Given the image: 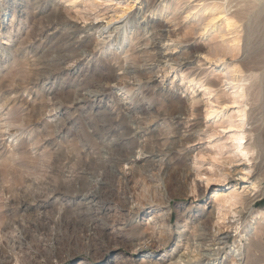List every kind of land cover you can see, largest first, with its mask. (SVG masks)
I'll return each instance as SVG.
<instances>
[{"label":"rangeland","instance_id":"374dc122","mask_svg":"<svg viewBox=\"0 0 264 264\" xmlns=\"http://www.w3.org/2000/svg\"><path fill=\"white\" fill-rule=\"evenodd\" d=\"M92 1H96L98 5L91 9L86 7L82 8L83 3L81 1L77 3L78 8L69 9L68 3L65 4L63 0H57V2L56 0H0V242H2L0 244V254L4 251L12 255V264L16 258H20L19 264H36L33 263L36 256H39L37 258L40 260L39 264H176L173 263V261L177 258L178 254L185 249L187 244H191L192 240L190 238H192L196 227L199 226V224H207V226L213 225V222L215 224L216 214H212L211 211L216 209V201L212 202L209 199L213 193L212 188H224L237 182L241 183V180L238 179L239 177L233 175L237 173V170L240 168V166L235 165L237 162L229 165V170H232V174L229 176L230 179L228 177V180L226 179L224 182L212 183L211 187L208 188L205 186H203V188L199 187L201 181L199 182L198 180L200 179L194 176L193 180V175L190 173L188 180L189 182L193 181L190 183V186L195 184V187L191 186L194 188L193 192L186 191L181 187L169 186L165 182L166 176V178L163 177L162 179L164 180L162 184H165L163 186L165 191L156 188L157 190L155 191L157 193L154 191L155 188L150 186L151 188L148 189V191L147 187H145L149 185L146 173L141 172L140 174V172H137L140 174L137 175L136 172H133L130 176L128 175L127 178L113 174L110 175V177L107 176L108 180L111 179L109 184L111 183L112 185V188H110L108 192H110V196L114 194V198H112V196L111 198L123 203L125 198H122V196H125V194L127 195L128 192L129 194L132 192L131 194L136 199L138 197V200L140 199V211L142 214L135 217L133 222L129 225L120 224L118 226L120 230H112L113 227L115 228L117 226L113 224L109 225L108 229L104 230V234L99 232L101 235L97 236L99 234H95L93 235L94 238L91 235V241L88 239L89 231H87L86 227L75 221V207L73 205L64 206L60 202L55 201L56 195L48 202L52 196V194H49L50 191L47 189L48 187H51L53 184L63 187L62 185H66L68 182L66 179H70L73 173L79 175V172L83 168L89 166L90 161L97 167H101L100 172L103 175L104 170L102 168L104 166L100 163V160L97 159V161H95L96 159L94 158L97 153L108 151L114 156H119L123 155L128 150L135 151L137 149L135 142L130 143V141H128V143H125L126 140L132 139L129 134V128L135 114L127 112L121 104L118 103L119 94L115 87L105 90L102 97L98 100H92L84 104H75L74 100L83 93L82 90L85 86L90 85L91 82L99 79V77H106L112 73L121 74L122 70H119V68L122 66V61L125 58L124 56H129L131 54L127 63L132 62L138 64L140 59L137 55L132 54L133 50L131 46L138 45L139 36L134 38L131 42V46L127 42L124 44L125 48L129 50L127 53H120L123 48L120 50L121 46L118 45V42L124 41L127 36L122 30L118 31L116 34H113L111 38L107 39V44L104 49H101L93 58L80 60V64L71 72L62 71L60 69L62 63L57 55V53L60 52V45L64 44L66 41L65 31L67 27H62L52 39L45 40L44 36L55 26V24L50 23V20L52 19V15H54L53 12L55 7L59 4H64L65 8L69 9L70 15H74L72 20L74 22L77 21L76 24H81L80 26L95 21L94 16L96 15L99 16L97 20L106 22L109 17L113 15L119 16L122 8H128L117 25L127 22V26L131 27V25L135 26L141 24L144 17L150 15L151 8H157L159 2L156 0H142L141 3L140 0ZM169 1L173 3V5L180 6L179 10L176 14H169L167 18L164 16L159 17V21L164 23L168 20L164 23L166 29H175V33L179 34V32L184 30L182 32L183 34H179V39L182 41L179 45L180 48H188L184 54L188 55L189 59L187 58L188 60L181 61L182 65L178 66L177 71H170L169 69L168 73H163L162 69H157V73L151 79L154 81H148L146 83L144 93H147V95L145 94L147 99L145 102L146 105L151 104L152 109L165 110V108L161 106L162 98L158 94L157 87H155L157 83L162 86L166 98L167 96H172L173 100H176L177 96H180L185 103H188V97H190L192 93H189L190 90H186L185 88L181 90L183 84L179 83L176 79L177 76L174 77L176 73L179 75L185 72L188 76L189 73L194 71V73L198 74V76L203 79L208 78L214 80L216 83L218 82V86L222 84V82L220 83L219 81V77H217L219 75L217 71L211 72L214 68V64L211 65L210 68V64L206 63L205 60L197 64L199 54H196L195 50L198 43L204 47L206 46V48H210V46L212 48L217 40L212 41L206 36L200 37L199 34L191 29V24L188 21L180 18L185 15L183 9L187 5L186 3L189 1V3L191 2L190 4H194L197 0H182L183 2L181 0ZM261 1V6L249 10L252 14L250 18H244L238 23V25L242 23L238 28L241 37V48L237 52L238 55L230 56L228 54L225 56L226 60L234 61L243 59L241 66L244 72H246L245 75H249L251 72L254 73V76L248 81L249 84L247 83L249 86V95L247 96L249 104L247 108L248 124L245 125V128H248V130L253 129V131L248 134V143L255 144L256 147L251 156L252 159L245 163L249 166L252 165L250 179L258 180L261 185H259L255 203H252L254 205H248L249 208L245 206L239 214H227L224 221L222 220V222H219L220 225L218 223L221 227V231L224 230L223 232L229 235L227 244H225V247L219 250L216 255L223 260V263H228L232 256H234L233 249L237 244L235 240L239 239L237 235L235 236V226L238 227L239 225V229L247 227L249 229V226H257V236L259 235L258 237H260L259 239L262 241L260 244L264 246V217L258 223H256L257 219H255L257 212L264 211V0ZM231 5V12L241 11L245 7L244 3H238L237 6L236 0L232 1ZM234 5L236 7H234ZM240 5L241 7L243 6V9ZM138 7H141V9L137 14ZM173 22H176V25L172 24ZM188 30H192L193 32H191L193 34ZM188 40L189 42H187ZM213 42L215 43L214 45ZM171 43L172 42H168V44ZM178 49L179 47L177 50ZM73 66L76 65L73 64ZM144 76H146V74H144ZM171 80H173V82H171ZM112 83H115V81ZM222 88L223 87H221V89ZM198 90H200V88H198ZM197 93L198 92L195 94ZM221 98L224 99L223 96ZM225 98L227 99L228 97ZM57 101H62L65 105L58 106L59 103ZM198 107L200 111L196 112L197 114L190 115L188 121L189 125L184 124L185 126L187 125V127L181 125L184 128L180 129L181 131L187 130L185 131L187 134L186 140L189 142L184 143L186 147L183 145V152L178 155L174 167L171 169L173 171L177 170L175 172L187 170L189 173L192 170L191 167L194 166L203 171L206 169L210 170L211 173H216L217 170L221 169L224 165L222 164L224 160L223 162L221 160H213L211 161L212 165L211 162L208 163V156H206V158L195 157V154L198 152L206 154L208 152L212 153V151H217L218 148L215 147V145L222 141V139L215 136V138L208 142L207 132H209V126L203 123L202 118L204 117L203 111L205 109L204 101H200ZM195 116L197 119H195ZM5 118L9 120L8 124H10L9 129L11 131L7 130V124L4 122ZM110 128L113 130L108 132L107 130ZM216 129L221 130L219 127ZM161 131L162 128L147 130V133L140 139L145 137V142L152 144ZM205 131L206 133H204ZM105 134H107V136H105ZM119 137L125 142L120 143L121 140L117 139L119 141L114 145L112 144V146L110 145L109 149V142ZM212 143L214 145H212ZM222 155L225 156L226 154ZM177 165L179 166L176 168ZM180 166L181 168H179ZM171 170L168 172L169 175L171 174L170 176L173 177V171ZM149 172H153L152 175L156 176L157 174L158 176L162 175L157 172L156 168L150 167ZM124 179L127 181H123ZM134 180L138 182V184ZM134 184L135 187H133ZM113 186L116 187L113 188ZM238 186L239 185L234 187ZM241 187L242 184L240 188H238L239 191L242 190ZM133 189L136 190L134 191ZM136 191H138V194ZM162 192H165V196L168 195V197L171 198L169 199V211L171 213L169 212L170 215H168V218L171 219H168L170 223L169 238L166 240L164 248L162 250L160 249V251L166 255L164 259H160L159 256L157 258L151 257L150 254L159 251L156 247L161 245V240L149 238L151 231V227L149 228V226L153 224V219L150 220V215L157 212L159 202L162 200ZM135 193L140 195L137 196ZM157 194L160 197H157ZM151 196L153 197V202L151 201ZM154 196H156V198ZM16 220L17 222H15ZM21 221L22 223H20ZM110 221L111 219H109V223ZM232 222L237 223L233 228L229 226ZM182 223H186L181 228L183 231L181 230L179 233H175V231H177V226ZM12 226H14V228ZM215 227H218L217 224ZM259 228L263 230H259ZM110 230L112 231L109 233L108 231ZM107 232L109 233V237H112L111 239L108 238ZM47 236H49V238ZM103 236L104 238H102ZM64 237L68 238V240ZM99 239L105 241V245L102 248L99 247L101 250L99 248L95 249L93 253L91 252L92 254L80 250L81 248L84 249L83 247L87 242L90 241L95 244ZM118 240L121 242H119L120 244H118ZM241 242L245 244L247 240L242 239ZM64 243H66V246ZM69 244L73 245V247ZM134 244H138V246L141 247L140 249L130 252L131 245L133 246ZM55 245L59 246L56 247ZM74 245H76V247L78 245V247L76 248ZM150 245L155 248L150 247ZM60 246H62L63 249L59 248ZM42 249L43 251L45 250L44 253ZM51 251H53L54 254H52ZM62 251H65V253ZM261 251L262 253H259ZM29 253H31L30 255L32 256H30ZM261 254L264 255V249L253 253L254 257L257 256L258 258L252 256V259H254L252 260L253 263L251 262L250 264H264V256ZM46 255L47 257H45ZM259 257H261L260 260ZM51 259H53V261ZM255 260L256 262H254ZM242 264H244V262Z\"/></svg>","mask_w":264,"mask_h":264},{"label":"bare ground","instance_id":"6f19581e","mask_svg":"<svg viewBox=\"0 0 264 264\" xmlns=\"http://www.w3.org/2000/svg\"><path fill=\"white\" fill-rule=\"evenodd\" d=\"M36 1H41V0H36ZM63 1L65 2V4L68 3L69 9L78 8L77 3L80 1L83 3L82 8L86 7V8L91 9L98 5L96 1H92V0H63ZM135 1H139V0H135ZM156 1L159 2L157 4V8H151L150 13H149L150 15H146L145 17L143 16L144 19L142 20L141 24H137L135 26L131 25V27L127 26V22H124L121 25H117L120 22L119 20L123 17V14L126 13V10L128 8H122L120 10L119 16L113 15L109 17V19L106 22H102V21L100 22L99 20H97L99 16L96 15L94 16L95 21L90 22L89 24L80 26L81 24L77 25L76 24L77 21L74 22L72 20V17H74V15H70L69 9L65 8L64 4L63 5L59 4L58 6L55 7L54 12H53L54 15H52V19L50 20V23L55 24V26L48 31V33L44 36L45 37L44 39L45 40L52 39L56 35V33L60 31L62 27H67V30L65 31L66 41L64 42V44L60 45V52L57 53L59 57L58 59L62 63V66L60 68L62 71L71 72L75 70L78 64H80V60L85 59V58L86 60L93 58L94 55L97 54L101 49H104L105 45L107 44V39L111 38L113 34H116L120 30H122L123 33H125V35L127 36L126 37L127 39L125 38L124 41L118 42V45L121 46L120 50L123 48L120 51V53L122 52L127 53L129 50L125 48L124 44H126L127 42L131 46V42L134 40V38L139 36L138 45L131 46L133 50L132 54L137 55L140 59L138 64L132 63V62L127 63L131 54L129 56H124L125 58L122 61V66H120L119 68V70H122L121 74L112 73L106 77H103V76L99 77V79L91 82L90 85H87L84 88L82 87L84 90V91L82 90L83 93L78 98H76V100H74L75 104L76 103L84 104L92 100H98L102 97L103 92L105 90L115 87V89L118 91L117 93L119 94L118 103H120L121 106L127 112L133 113L135 114V116L132 119L130 123V128H129V134L132 139L126 140L125 142L122 140L121 137L114 138L113 141L109 142L108 148L110 149V145L112 146V144L114 145L116 144V142L121 140L120 143H124V142L128 143V141H130V143L135 142L137 149L135 151L128 150L126 153H124L123 155H119V156H116V155L114 156L112 153L108 151L104 153H101V152L97 153L94 158L96 159L95 161H97V159L100 160V163H102V165L104 166L102 168L104 170L103 175L100 172L101 167H97L94 163H91L90 161L89 166H86L80 172L78 171L79 175H75L73 173L70 179H66V181H68L66 185L65 184L62 185L61 183V185L64 188L56 186L54 184L51 185V187H48L47 189H49L50 191L49 194H52L48 202L51 200L52 197L56 195L55 201L60 202L64 206L73 205L75 207L74 208L75 209L74 211L75 221H77V223L82 224L84 227H86L87 231H89L88 239H90L91 241L93 235L99 234L97 236H100L101 234H104V230H107L109 225L113 224L117 226L115 228L113 227L112 230L114 229L120 230V228L118 227L120 224L129 225L133 222L135 217L140 216L142 214V212L140 211V203H141L140 199L138 200L139 197L136 199L131 194L132 192L130 194L128 192L127 195L125 194V196H122V198L123 197L125 198L123 203H121L120 201H115V199H112L114 198V194L111 195L112 196L111 198L109 194L110 192H108V190L112 188L111 183L109 184V181L111 179L108 180L107 176L110 177V175L113 174V175H119V176H123L127 178V176L128 175L130 176L133 172H136V173L140 172V174L141 172L146 173L147 179L149 181V185L147 184L149 188L148 186H145V187H147V190L153 187L155 188L154 191L157 189L165 191V188L163 189V186L165 184L164 185L162 184V181H164L162 179L163 177L166 176L167 178L165 177L166 178L165 182L169 186L181 187V188H184V190L186 191L193 192L194 188L191 186H194L195 184L190 186V183L193 182V181L189 182L188 180V176L190 173L191 175H193V180H194V176L200 179V180L196 179L199 182L201 181V184H199V187L203 188V186H205L206 188H208V187H211L212 183L224 182L230 176V174H232L231 173L232 170L231 171L229 170V167H230L229 165L234 162H237V164L235 165L240 166V168L239 170H237L238 172L233 175L238 176L239 177L238 179L241 180V183L237 182L231 186L224 187V188L222 187L212 188L213 193L209 197V199L212 202L216 201V206H215L216 209H214L213 211L211 210L210 211L212 214H216L215 224L213 222V225L211 226L209 225L210 223L208 224L209 226H207V224H202V225L199 224V226L197 227L195 226L196 229L194 231V234L192 235V238H190L192 240L191 244L190 245L187 244L185 246V249L178 254L177 258L173 261V263H176V264H242L244 262V264H250L252 260L255 257H257V256L254 257L253 253L257 252L258 250L264 249L263 248L264 246L260 244L262 241H260L259 239L260 237H258L259 235L257 236V233H256L257 226H252V227L249 226V229L248 227L244 229H239L238 228L239 225L237 227L235 226L237 223L232 222L229 226L232 228L233 226H235L234 227V231L236 233L235 236L237 235V237H239L238 240H235L237 244L234 246V249H233L234 256H232V258L229 260L228 263H223V260L220 259V257L216 256L218 254V251L221 250L223 247H225L224 246L225 244H227L228 236H229L228 233L223 232L224 230L221 231L219 222H222V220L224 221L225 216L227 214H230V213L233 215L239 214L240 211L245 206L249 208L248 205L255 203L259 185H261L259 184L258 180L250 179L252 165L249 166L248 164L245 163V162H249L252 159L251 156L256 147L255 144L248 143L249 142L248 134H250L251 131H253V129L248 130V128L247 129L245 128V125L248 124L247 108L249 104L248 103L249 100L247 98V96L249 95L248 94L249 86L247 85V83L250 80V78L254 76V73L249 72L250 73V74L248 73L249 75H245L246 72H244L241 66L243 63V59L232 61V60H226L225 56L228 54L230 56L238 55L237 52L241 48L240 47V38H241L240 30H238V28H239V25L242 24L240 23L238 25V23L244 18H247V19L250 18L252 14L251 12H249V10L252 8L255 9L261 6L262 4L260 5V3L262 1L261 0H236L237 6H238V3H244L245 7L243 9L242 8L243 6L241 7L240 5V7L243 10L235 11V12H231V7H232L231 4H232V1H235V0H211V1L210 0H197L194 4H190L191 2L189 3V1L186 3L187 5L183 9V12L185 13V15H183L180 18H183L184 20L188 21L191 24V29L194 30L195 33L199 34L200 37L206 36L212 41L213 40L218 41V42L216 41V44L213 42V45L214 44L215 45L212 48L211 46L210 48L209 47L206 48V46L204 47L201 44L199 45L198 43V45L195 47L196 54L197 53L199 54V57H198L199 59H197V64H200V61L202 60H205L206 63L210 64L209 68L211 67V65L214 64V68L211 70V72L217 71V73L219 74V75L217 74L218 75L217 77H219L220 79L219 81L220 83L222 82V84L218 86L217 84L218 82L216 83L214 80L208 79V78L203 79L200 76H198V74L194 73V71L189 73L188 76L185 74V72L179 75L178 73H176L174 74V77L177 76L176 79L179 81L180 84H183V88L181 87V90L182 89L184 90V88L186 90H190L189 93H192V95L190 97L185 95L188 97V103H185L184 100L181 99L180 96H177L176 100H173L172 96H167L166 98V94H164L162 86L159 83L155 84V87H157L158 89V94L162 98L161 106H163L165 110L156 109V108L152 109L151 104L146 105L145 100L147 99V96H146L147 93H144L145 85L148 81L150 82L154 81L151 79L157 73V69L159 70L162 69L163 73H168L169 69L170 71H173V70L177 71L178 66L182 65L181 61L183 60L186 61L189 58H188V55L184 54L188 48L186 47L180 48V45H179L182 43L181 39H179V34L180 33L183 34L182 32L184 30L182 32H179V34L175 33L174 32L175 29L174 30H169L168 28L166 29L164 23H166L168 20L164 23L159 21V17L164 16L165 18H167V16L171 13L176 14L180 6L173 5V3H171L169 0H156ZM175 1H180V0H175ZM141 2L142 0H140V3ZM234 7L236 6L234 5ZM140 9L141 7H138L137 14L140 12ZM163 14H166V15H163ZM173 17H174V14H173ZM175 23L173 22L172 24H175ZM192 30H188V31H190V33L193 34ZM182 40H185V39H182ZM168 42H172V43L168 44ZM187 42H189V40ZM178 47L179 49L177 50ZM73 64H75L76 66H73ZM144 74H146V76H144ZM114 81L115 83H112ZM171 82H173V80H171ZM221 87L223 88L221 89ZM198 88H200V90H198ZM196 92L198 93L195 94ZM222 96L224 97V99L221 98ZM225 97H228V98L226 99ZM200 101H204V107H205L203 111L204 117H202L203 123L209 126V132H207L208 142L211 141L213 138H215V136L219 137V139H222V141L219 144L215 145V147L218 148L217 151H214V152L212 151V153L208 152L206 154L198 152L197 154H195V157L206 158V156H208L209 157L208 163H210L213 160L214 161L221 160L222 162L224 160V162L222 163L224 165L222 166L221 169H218L216 173H211L210 170H206V169L205 171H203L197 166H196L197 168L192 166L191 167L192 170L189 173L187 170L186 171L181 170L179 172H175L177 170L174 169L175 171H173L171 169H173L178 155H180L183 152V145L186 147L184 143L189 142L186 140L187 134L185 131L187 130L181 131L180 129L183 128L181 125L188 124L190 115L197 114L196 112L200 111V108L198 107V103ZM58 103H59L58 106L65 105L62 101H59ZM195 119H197L196 116H195ZM8 121L9 120L5 118L4 122L7 124L6 126L7 130H10L9 129L10 124H8ZM215 126H218L219 128H221V130H217L216 128L218 127H215ZM185 127H187V125ZM159 128H162V131L160 133L157 132L158 137L152 144L145 142L146 140L145 137L140 139L141 137L144 136V134L147 133L146 132L147 130H156ZM111 130L113 129L110 128L107 131L110 132ZM204 133H206V131ZM105 136H107V134H105ZM212 145L214 144L212 143ZM222 154H226V155L224 156ZM194 163H198V162H194ZM149 166L151 168H156L157 172L161 173L162 175L161 176H158V174L157 176L152 175L153 172L152 173L149 172V168H150ZM178 166L179 165H177L176 168ZM179 168H181V166ZM169 170L173 171V177L170 176L171 174L169 175V172H168ZM140 174L137 173V175H140ZM125 180L126 179H124L123 181ZM136 183L138 184V182ZM241 184H242V187H241L242 190L239 191L238 188H240ZM237 185L239 186L234 187ZM114 187L116 186H113V188ZM133 187H135V184ZM143 189H144V186H143ZM119 192H120V189H119ZM137 192L138 191H136V193ZM158 194H157V197H160L158 196ZM161 196H162L161 198L162 200L160 199L161 201L159 202V205H158L159 208L157 209V212L150 215V220L153 219L152 221L153 224L152 226H149V228L151 227L149 238L153 240L154 239L161 240L160 241L161 245L160 246L158 245L159 247H156V249H159V251H157V253L150 254L151 257L157 258L159 256L160 259H164L166 255H164V253L161 252L160 249L162 250L164 248L166 240L169 238V234H168L169 226H170L169 220L171 219L168 218V215H170L169 214L170 212L169 211V205H170L169 199L171 198L168 197V195L165 196V192H162ZM154 197L156 198V196ZM146 200H149V199H146ZM152 200H153V197L151 198V201ZM39 216H40V212H39ZM263 217H264V211L257 212V216L255 217V219H257L256 223L260 222V220H262ZM109 219H111L110 223H109ZM15 222H17V220ZM20 223H22V221ZM184 224L186 223L179 224L177 226V231H175V233H179L182 230L181 228L184 226ZM216 224L218 227H215ZM224 226H227V225H224ZM12 227L14 228V226ZM64 228H63V231H64ZM261 228H259V230H263ZM112 230L108 232L110 233ZM99 232H101V234ZM82 233H83V229H82ZM109 233H108V238L111 239L112 237L111 238L109 237ZM77 235H80V234H77ZM91 235L92 237H90ZM47 237L49 238V236ZM102 238H104V236ZM241 238L243 240L244 239L247 240V242L245 244L242 243ZM66 240H68V238H66ZM89 242L85 244V246L83 247L84 249L82 248L81 249L79 248V249L81 251H85L86 253L87 252L93 253L95 249H98L99 247L102 248L105 245V241L103 239L102 240L99 239L98 242L95 241L97 242L95 244H93L92 242L90 243ZM110 242H113V241H110ZM119 242L120 241L118 240V244L121 243ZM1 243L2 242H0V244ZM66 243H64V245ZM70 246L73 247V245H70ZM74 246L76 247V245ZM44 247H47V246H44ZM140 247L141 246H138V244L137 245L134 244L133 246L131 245L130 252L140 249ZM150 247H153V246L150 245ZM59 248L63 249L62 246H60ZM101 248L99 249L101 250ZM65 251H62V252L65 253ZM44 252L45 250L43 251V253ZM98 252L101 253L100 251ZM51 253L54 254L53 251H51ZM259 253H262V251ZM30 254L31 253H29V255ZM47 255L45 257H47ZM252 256L254 257L253 259H252ZM38 257L36 256L33 263H36V264L40 263V260L37 259ZM260 258L261 257H259V260ZM19 259L18 258L14 259L13 264H19L18 263ZM206 259H210V260H206ZM51 260L53 261V259ZM11 261H12V255L2 251V253L0 254V264H12ZM254 262H256V260ZM22 264H25V263H22Z\"/></svg>","mask_w":264,"mask_h":264}]
</instances>
